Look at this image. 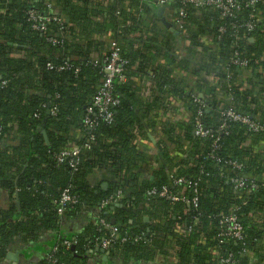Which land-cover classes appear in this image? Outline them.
I'll return each mask as SVG.
<instances>
[{
	"label": "trees",
	"instance_id": "obj_1",
	"mask_svg": "<svg viewBox=\"0 0 264 264\" xmlns=\"http://www.w3.org/2000/svg\"><path fill=\"white\" fill-rule=\"evenodd\" d=\"M126 2L0 0V192L8 198L7 207L0 206V264L14 244L31 249L40 243L48 244L45 255L25 264H111L112 259L122 264H219L218 257L228 254L236 264H264V182L239 196L228 181L242 174L264 175V153L257 150L264 133L251 132L224 114L231 109L256 116L264 125V5L239 0L233 18L214 7L197 14L185 6L183 28L175 36L161 25L156 0ZM48 4L60 22L49 23L43 33L33 28L28 14L34 10L46 16ZM170 7H181L180 0ZM250 22L254 27L247 31ZM108 39L123 42L127 62L125 82L113 86L118 105L111 109V122L91 105L101 87L103 59L110 53ZM177 39L187 43L188 58L177 56ZM236 56L247 62L244 81L232 63ZM171 68L193 78L195 89L207 98L202 109L186 92V80L172 78ZM199 73L212 74L218 86L209 87ZM168 97L183 100L191 118L182 123L166 119L175 111ZM87 118L92 128L84 124ZM196 119L211 136H194ZM139 141L147 143V152L138 149ZM183 141L191 147L180 160L174 155L186 152ZM70 148H77L78 156L59 160ZM231 161L242 168L232 169ZM175 169L196 183L198 203L188 212L182 203L147 196L153 188L168 186L169 192L191 198V190L168 178ZM99 171L107 179L93 186L88 178ZM65 191L74 202L59 213ZM118 191L121 201L104 205ZM234 209L243 239L221 244L216 238L220 218ZM182 227L192 232L182 234ZM65 228L74 229V250L62 246L71 241L63 237ZM111 228L117 229L114 238ZM105 240L111 242L103 262L95 250ZM243 250L249 255H241Z\"/></svg>",
	"mask_w": 264,
	"mask_h": 264
},
{
	"label": "built area",
	"instance_id": "obj_2",
	"mask_svg": "<svg viewBox=\"0 0 264 264\" xmlns=\"http://www.w3.org/2000/svg\"><path fill=\"white\" fill-rule=\"evenodd\" d=\"M157 6H155V12L157 9L163 8L164 9V16L166 17V20L170 22L173 26V29L178 33V31L182 30L184 19H185V6H190L194 11L198 14L202 11L204 7H214L218 9L223 17L226 18H233L235 13L239 11L240 9V3L239 0H180L181 7L179 8H171V4L174 0H156ZM249 5H255L258 2H261L264 5V0H248ZM47 8L50 10V12L47 13L46 16L39 14L38 12L31 10L29 12V18L33 22V28L35 30L46 32L47 31V25L53 21L60 22L59 18L55 16L54 11L52 10V5L48 4ZM148 21L151 19L150 16L147 17ZM255 21H259L258 19ZM254 27L253 22H250L246 25L247 31H251ZM145 36V35H144ZM141 38L139 35L138 42H142L144 39ZM50 40L53 42H56L55 36L51 35ZM205 41L209 43V45L212 44L211 37L207 36L205 38ZM185 45H187L186 42H184L182 39H177V56L179 58H188V54L185 51ZM108 47L110 50L109 56L103 59V79L101 80V87L97 93V95L92 100L91 105L93 107H96L99 112V117L103 119L104 121L111 122L112 121V111L116 105H118V99L113 95V86L114 84H120L125 82V76H124V68L126 65V60L122 58L121 51L123 47V42L120 39L114 40V39H108ZM211 47V46H210ZM214 49V48H213ZM238 56L234 57L232 59V63L237 65L239 68L238 74L240 76V79L244 81L248 75L249 70L247 69V62H239ZM262 59H264V55L262 56ZM195 61H198V57L195 58ZM94 64H97L98 62L94 59ZM48 67H51V65H48ZM177 77L186 78L185 72L181 70L180 68H175ZM199 79H201L204 83H206L209 87H217L219 84V81L216 77H214L212 74H205V73H199ZM193 82V81H192ZM186 92L193 98V101L197 103L201 109L204 107V103L206 101V96H204L202 93L197 91L194 87V83H190L186 87ZM220 96L221 93L219 92ZM223 96V95H222ZM171 99L174 101L172 103ZM169 103L170 105L177 109L176 115L175 114H167L166 119L173 120L175 123H182L187 120H189L192 116V113L190 109H188L186 103L183 100H176L175 98H171ZM223 102H228L227 97H222ZM91 108L88 109V113H91ZM201 112L198 113V117L201 116ZM228 119H230L233 122L240 123L242 125H245L248 127V129L251 132L254 133H264V125L258 123V119L255 116L253 119L245 114L237 113L231 109L226 111L224 113ZM84 124L88 126L89 128H92L94 125L92 122L89 121L87 118L84 121ZM225 126H223V129ZM193 134L195 137L198 138H205L209 135L211 136V131L204 128L202 123L196 119L195 122V128L193 131ZM168 146H170V149H174V146L172 144L166 142ZM184 145V151L180 155H174V157L177 156V158L184 159L186 157L187 151H189L191 145L188 144V142L183 141ZM215 143V142H214ZM264 146V143H261L257 146V148H261ZM87 147V145H86ZM138 149L142 152H147L149 149L147 147V143L138 142ZM79 150L77 148H70L68 150H64L59 155V160H63L68 157L75 158L79 154ZM228 165L232 169H241L242 166L236 162L231 161L228 163ZM168 178L175 186H181L185 187L188 190H191L193 193V196L191 198H187L182 192H169L168 186H161V188L156 189L153 188L150 191L147 192L148 197H158L162 199H166L172 203H182L186 207V212L189 211V209L193 206H197L198 203V194L196 193V190L194 189L196 187V183L193 184L190 182L187 178L178 176L177 170H173L169 175ZM232 187H233V193L235 195L239 196H247L251 192V190L256 187V183H263L264 182V175H261L260 177L256 176H250L248 175H240L238 177H233L228 180ZM122 193L118 191L114 196L110 197L104 202V205L110 206V205H117L121 199H122ZM73 198L69 195L68 191H65L60 200H59V209L58 212L62 213L63 208L71 203H73ZM147 207V206H146ZM237 210H231L228 215L221 217L219 222V230L218 235L216 236L219 243L223 244L225 242H241L243 239V233H244V227L241 224L237 213ZM101 225H106L104 221H100ZM197 224V220L194 222V225ZM182 234L190 233L192 232V228H181ZM117 229L111 228V235L112 238L116 236ZM140 238H136L134 242L139 241ZM122 242H125L126 239H122ZM110 240H105L100 243V247L105 250L110 246ZM77 242L75 240L71 241H63L62 246L66 247L67 249L74 247V245ZM241 255L248 256L249 252L243 250ZM170 260L175 261L176 257L175 255H170ZM219 264H236V261L233 258L232 254H228L226 257H218Z\"/></svg>",
	"mask_w": 264,
	"mask_h": 264
},
{
	"label": "crops",
	"instance_id": "obj_3",
	"mask_svg": "<svg viewBox=\"0 0 264 264\" xmlns=\"http://www.w3.org/2000/svg\"><path fill=\"white\" fill-rule=\"evenodd\" d=\"M124 3L127 4L126 0H124ZM144 35H146V34H144ZM144 35H140L141 38H143ZM183 72H185V71H183ZM171 75L175 81H177L179 79L180 80L185 79L186 85L193 83L192 82L193 78L190 77L189 74H186V78L177 77L175 68H171ZM171 98H173V97H170V98L168 97V102L170 101ZM171 101H172V103L174 102L172 99H171ZM174 110L175 111L172 114L176 115L177 109L174 108ZM139 142H142L145 144V142H143V141H139ZM257 150L264 153V146L259 148V149L257 148ZM105 179H107V174L104 171H101V172L99 171V172L95 173L94 175H92L88 178L89 183L93 186L102 184L105 181ZM7 205H8L7 195L3 192H0V206L5 208V207H7ZM62 234H63L64 238H67V240H71L72 239L71 237L74 234V229L65 228L62 231ZM261 245L264 246V241L261 243ZM47 247H48V244L40 243V244H35L31 249H22L20 246H18V244H14L12 247L9 248L7 254L11 253L13 255H16L17 259H16V261L6 259V263H4V264H25L27 262H35V261H37L38 258L45 255V252L47 251ZM103 257H104V255H99V258H101L102 261H103V259H102ZM106 261H103V262H106ZM171 262H174V261L172 260ZM110 263L111 264H122L120 261H118L116 259H112Z\"/></svg>",
	"mask_w": 264,
	"mask_h": 264
},
{
	"label": "water",
	"instance_id": "obj_4",
	"mask_svg": "<svg viewBox=\"0 0 264 264\" xmlns=\"http://www.w3.org/2000/svg\"><path fill=\"white\" fill-rule=\"evenodd\" d=\"M156 14H157V17L160 19V22L161 24L163 25V27L167 30H169L171 33H173L175 36H177V32L173 29V26L170 22H168L166 20V17L164 16V9L163 8H158L157 11H156ZM41 133L42 135L44 136V139L47 141V136H46V132L44 130V128L42 127L41 128ZM107 184H103L102 185V188H106ZM144 221L147 222L148 219L147 218H144ZM72 250H74V248L72 247L71 248ZM96 252H99L100 255H104V257L102 258L103 261H106L107 260V253L103 250V249H98V250H95ZM7 259H10L12 261H16L17 257L16 255H13L11 253L7 254Z\"/></svg>",
	"mask_w": 264,
	"mask_h": 264
}]
</instances>
